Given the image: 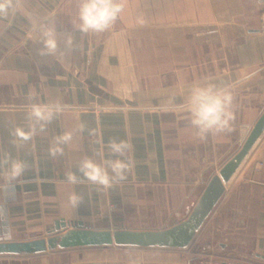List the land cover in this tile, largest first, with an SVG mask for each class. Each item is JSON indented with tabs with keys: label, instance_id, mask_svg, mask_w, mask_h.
I'll use <instances>...</instances> for the list:
<instances>
[{
	"label": "crops",
	"instance_id": "crops-1",
	"mask_svg": "<svg viewBox=\"0 0 264 264\" xmlns=\"http://www.w3.org/2000/svg\"><path fill=\"white\" fill-rule=\"evenodd\" d=\"M124 3L104 33L73 29L78 0H19L17 15L0 20V160L28 165L7 187L6 166L0 167V243L44 238L60 220L93 230H161L179 223L263 114L262 0ZM40 21L56 26L57 56L39 54L33 25ZM68 36L71 49L64 45ZM205 78L231 86L235 120L231 133L200 140L179 106ZM56 100L68 106L65 112L32 140L15 139V128L27 130L30 104ZM80 122L85 130L76 131L64 155L50 157L53 138ZM101 136L105 143L119 138L132 145L127 179L107 191L87 181L66 185L64 173L76 172L82 157H95ZM104 155L111 157L107 149ZM73 187L83 199L72 210L65 201ZM146 249H56L0 255V264H163L148 260ZM182 253L189 254L187 264L209 254L264 264V133Z\"/></svg>",
	"mask_w": 264,
	"mask_h": 264
},
{
	"label": "clouds",
	"instance_id": "clouds-1",
	"mask_svg": "<svg viewBox=\"0 0 264 264\" xmlns=\"http://www.w3.org/2000/svg\"><path fill=\"white\" fill-rule=\"evenodd\" d=\"M124 8V0H78L73 29L81 34L107 32L120 18ZM19 11V0H0V20L9 22L10 18L15 17ZM33 28L39 33L37 40L41 46L39 54L57 56L59 41L55 24L40 21L34 23ZM64 45L69 49L74 47L71 36L65 38ZM233 99L229 84L205 78L191 87L179 108L187 114L190 125L195 130L196 138L204 140L209 135L234 131ZM174 103V99L169 101V104ZM67 108L68 106L59 100L30 104L26 111L27 130L23 127L15 128L13 132L15 139L23 142L32 140L38 131H45L47 125ZM85 127V123L80 122L76 130L64 131L55 136L48 147V155L53 158L62 157L65 146L74 142L76 131L83 132ZM96 143L99 147L95 152V157H82L76 165V172L69 170L64 173L66 185L77 186L87 181L107 191L127 179V174L134 166L130 155L132 145L126 139L119 138H111L105 143L102 136L97 139ZM105 149L111 157H105ZM3 166L6 167L3 172L2 187L10 186L19 180L28 168L25 161L7 156L0 160V167ZM82 199V195L73 187L67 193L65 202L73 210L79 206Z\"/></svg>",
	"mask_w": 264,
	"mask_h": 264
},
{
	"label": "water",
	"instance_id": "water-1",
	"mask_svg": "<svg viewBox=\"0 0 264 264\" xmlns=\"http://www.w3.org/2000/svg\"><path fill=\"white\" fill-rule=\"evenodd\" d=\"M264 133V112L240 150L227 161L205 186L189 215L183 221L161 230H93L56 221L47 236L27 242L0 243V255H36L56 249L79 247H136L182 249L188 247L212 213L249 151Z\"/></svg>",
	"mask_w": 264,
	"mask_h": 264
},
{
	"label": "rangeland",
	"instance_id": "rangeland-1",
	"mask_svg": "<svg viewBox=\"0 0 264 264\" xmlns=\"http://www.w3.org/2000/svg\"><path fill=\"white\" fill-rule=\"evenodd\" d=\"M190 245L186 248L182 249H166V248H151L146 249L147 252V259L151 260L153 262H162L163 264H187L185 263V259H187V256H185L182 251H186L189 249ZM198 254V252L194 251V254L191 256L195 257V255ZM191 258V257H190ZM197 258V257H196ZM193 262H189L188 264H192Z\"/></svg>",
	"mask_w": 264,
	"mask_h": 264
},
{
	"label": "built area",
	"instance_id": "built-area-1",
	"mask_svg": "<svg viewBox=\"0 0 264 264\" xmlns=\"http://www.w3.org/2000/svg\"><path fill=\"white\" fill-rule=\"evenodd\" d=\"M260 30L264 32V16L261 19ZM192 264H248L246 261L235 257H220L215 254L204 255L197 258Z\"/></svg>",
	"mask_w": 264,
	"mask_h": 264
}]
</instances>
